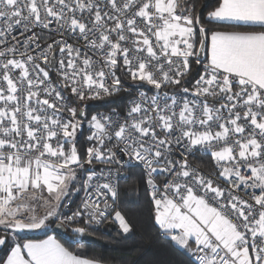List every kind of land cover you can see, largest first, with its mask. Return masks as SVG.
I'll return each instance as SVG.
<instances>
[{
    "label": "snow or ice",
    "instance_id": "6c2138e0",
    "mask_svg": "<svg viewBox=\"0 0 264 264\" xmlns=\"http://www.w3.org/2000/svg\"><path fill=\"white\" fill-rule=\"evenodd\" d=\"M121 93L123 114L85 110ZM136 168L189 264H264V0H218L204 23L188 0H0V264H106L74 247L133 233L118 200ZM53 226L70 246L19 238Z\"/></svg>",
    "mask_w": 264,
    "mask_h": 264
},
{
    "label": "trees",
    "instance_id": "16d2710c",
    "mask_svg": "<svg viewBox=\"0 0 264 264\" xmlns=\"http://www.w3.org/2000/svg\"><path fill=\"white\" fill-rule=\"evenodd\" d=\"M188 3L195 5L196 12L201 16V22H205L207 12L218 5V0H188ZM214 30H230L223 26L208 25ZM199 68L194 66L193 76L198 78ZM122 81L127 82V78L122 75ZM130 83V82H129ZM129 95L121 93L115 102L92 101L88 104L87 112L91 115L97 110H111L116 108L123 110ZM75 102V101H73ZM87 129L77 138L78 150L82 155L86 150L85 140ZM194 162L201 166L210 168L212 160L208 157L197 156ZM130 177L123 181L119 193V210L133 224L134 231L127 237L118 233V226L114 223L105 224L103 227L95 229L93 236L107 243L108 246H98L86 243L84 247L76 245L74 250L88 258H100L106 264H189V256L186 252L161 236L158 226L153 220V205L150 199L149 191L144 181L143 172L139 169L127 170ZM54 227L50 232L21 235L22 240H42L53 233L61 243L70 246L71 229L65 232L55 231ZM4 255V250L0 249V256Z\"/></svg>",
    "mask_w": 264,
    "mask_h": 264
},
{
    "label": "built area",
    "instance_id": "2783aa9c",
    "mask_svg": "<svg viewBox=\"0 0 264 264\" xmlns=\"http://www.w3.org/2000/svg\"><path fill=\"white\" fill-rule=\"evenodd\" d=\"M34 31H39V29H35ZM14 34L17 35L21 40L24 39V36H21V35H20V30H19V29H17V30L14 32ZM25 35H31V32L26 33ZM56 38H59V37H56ZM68 42H69V43H73V40H72L71 38H68ZM42 66H43V65H42ZM120 73H122V72H121L120 70H118V71H117V75H119V76L121 77V80H122V76H121ZM51 75L53 76L54 83L57 82V81H56V78H55V74H51ZM127 79H128V78H127ZM128 80H130V79H128ZM122 82L124 83V87H126V88H130V89H131V85H132V84H130L128 81H127V82L122 81ZM146 90H147V89H146ZM131 98H132V97L129 96V98H128L127 102H126V105H125L124 109H123V110H119V111L121 112V114L124 113L125 108H126V106H127V103H128V101H129ZM92 101H94V100H89V101L86 102V109H85L86 111H87L88 104L92 103ZM76 103H77V102H73V104H76ZM80 106H81V107H84L85 105H84L83 103H81ZM117 110H118V109H117ZM110 111H111V110H97V111H94L92 114H96V113H100V112H105V113H107V112H110ZM84 128L87 129V132H86V135H85V140H86L87 146H91V143H90L89 141H87V139H86L87 136L89 135V129H88V127H87L86 124L84 125ZM84 128H83V129H84ZM80 133H81V132H80ZM80 133H78L77 138H78V136L80 135ZM190 159H191V163L194 164V165L199 166L203 172H206V173H214V172L216 171L215 168H214L213 162H212V166H211L210 168H208V167L201 166L200 164L194 162V160H193L194 158H190ZM96 167H97V168H100V167H102V166H101V165H96ZM139 169L143 172V170H142L141 168H139ZM122 175H127V176H128L127 169L122 170ZM143 175H144V172H143ZM144 181H145V175H144ZM122 182H123V181H121V183H120V187H121ZM157 183L162 184V183H163V180H162V179H158V180H157ZM146 187H147V186H146ZM147 189H148V187H147ZM148 191H149V189H148ZM119 193H120V189H119ZM82 196H83V192L81 191V192H77V193H75L74 195H72V196H70L69 198H67L66 200L70 199V200H71V203L68 205L67 208H63V212H64L65 214H70L72 211H74V210L79 206V204H80V202H81V199H82ZM119 206H120V202H119V200H118V208H119ZM103 226H104V225H103ZM103 226H102V227H103ZM99 228H101V227H99ZM96 229H98V228H96ZM160 234H161V236H163V234H162L161 231H160ZM163 237H164V236H163Z\"/></svg>",
    "mask_w": 264,
    "mask_h": 264
},
{
    "label": "water",
    "instance_id": "95a60500",
    "mask_svg": "<svg viewBox=\"0 0 264 264\" xmlns=\"http://www.w3.org/2000/svg\"><path fill=\"white\" fill-rule=\"evenodd\" d=\"M55 231H60V232H65L67 229L65 228H60V227H54ZM87 243L93 244V245H98V246H108L107 243L103 242L102 240L96 238L95 236L91 235L85 238Z\"/></svg>",
    "mask_w": 264,
    "mask_h": 264
},
{
    "label": "crops",
    "instance_id": "0c3cea01",
    "mask_svg": "<svg viewBox=\"0 0 264 264\" xmlns=\"http://www.w3.org/2000/svg\"><path fill=\"white\" fill-rule=\"evenodd\" d=\"M62 211H63V209H62ZM51 230H52V228H48V229H44V230H37V231H30V232H23V233H20L19 234V238L23 234L26 235V234H35V233H42V232H50ZM49 235L55 236L53 233H51ZM47 238H48V236L45 239H47ZM25 241H27V240H25Z\"/></svg>",
    "mask_w": 264,
    "mask_h": 264
},
{
    "label": "rangeland",
    "instance_id": "374dc122",
    "mask_svg": "<svg viewBox=\"0 0 264 264\" xmlns=\"http://www.w3.org/2000/svg\"><path fill=\"white\" fill-rule=\"evenodd\" d=\"M128 82H130V84H132V81L131 80H127ZM67 198H69V197H66L65 199H67ZM63 209V208H62Z\"/></svg>",
    "mask_w": 264,
    "mask_h": 264
}]
</instances>
